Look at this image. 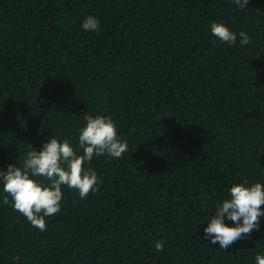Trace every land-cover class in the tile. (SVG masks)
Here are the masks:
<instances>
[{
	"label": "trees",
	"instance_id": "obj_1",
	"mask_svg": "<svg viewBox=\"0 0 264 264\" xmlns=\"http://www.w3.org/2000/svg\"><path fill=\"white\" fill-rule=\"evenodd\" d=\"M88 16L99 31L83 30ZM213 22L236 43L215 37ZM87 115L111 117L127 151L86 162L98 191L81 199L62 186L45 231L11 197L3 203L0 179V264H256L264 255V216L226 250L204 234L231 186L264 184V0L243 9L234 0H0V172L22 168L29 145L40 151L53 137L82 155Z\"/></svg>",
	"mask_w": 264,
	"mask_h": 264
},
{
	"label": "clouds",
	"instance_id": "obj_2",
	"mask_svg": "<svg viewBox=\"0 0 264 264\" xmlns=\"http://www.w3.org/2000/svg\"><path fill=\"white\" fill-rule=\"evenodd\" d=\"M238 8L243 9L249 0H234ZM84 31H99L100 21L94 16H88L82 23ZM211 32L221 42L235 44L237 34L223 23L213 22ZM241 45H248L251 38L244 31L239 32ZM86 126L80 129L79 146L82 155H77L67 139L60 142L53 137L37 151L31 145L23 161V167L8 165L7 171L0 172L3 181V203H10L13 209L22 214L33 227L40 231L46 230L45 217L55 215L60 211L63 197L62 186L78 191L81 199H86L90 193L98 191L97 173L85 169L86 162H91L94 156L108 154L112 158H122L127 151V143L118 139L117 128L111 117L104 115L85 116ZM43 177L50 183L43 184L34 179ZM264 205V184L256 182L250 186L237 183L231 186L229 198L225 199L215 209L216 215L207 222L204 229L205 237L212 244L228 249L245 236H250L253 230H259L261 210ZM234 223L228 226L225 219ZM157 252L164 249V243L157 241L154 245ZM19 260V257H15ZM256 264H264V255L257 254Z\"/></svg>",
	"mask_w": 264,
	"mask_h": 264
}]
</instances>
